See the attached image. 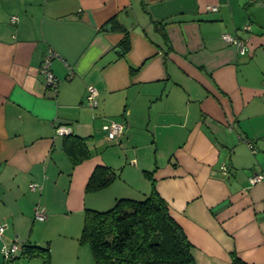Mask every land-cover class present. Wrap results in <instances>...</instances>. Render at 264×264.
<instances>
[{
    "label": "crops",
    "instance_id": "0c3cea01",
    "mask_svg": "<svg viewBox=\"0 0 264 264\" xmlns=\"http://www.w3.org/2000/svg\"><path fill=\"white\" fill-rule=\"evenodd\" d=\"M225 33L246 40L248 54ZM50 51L57 88L41 71ZM112 120L126 125L120 139L104 128ZM64 125L70 133L59 132ZM98 165L118 176L88 191ZM256 174L264 176V0H0V223L8 224L0 264H11L1 249L15 242V264H44L25 244L47 248L49 264H79L88 209L154 189L196 264H233V252L264 264Z\"/></svg>",
    "mask_w": 264,
    "mask_h": 264
},
{
    "label": "trees",
    "instance_id": "16d2710c",
    "mask_svg": "<svg viewBox=\"0 0 264 264\" xmlns=\"http://www.w3.org/2000/svg\"><path fill=\"white\" fill-rule=\"evenodd\" d=\"M117 176L112 167L98 165L87 190L103 189ZM80 241L89 245L97 264H196L192 242L157 189L145 199L120 198L108 210L88 209ZM23 248L25 255L50 263L47 248ZM232 259L233 264H249L237 252Z\"/></svg>",
    "mask_w": 264,
    "mask_h": 264
},
{
    "label": "built area",
    "instance_id": "2783aa9c",
    "mask_svg": "<svg viewBox=\"0 0 264 264\" xmlns=\"http://www.w3.org/2000/svg\"><path fill=\"white\" fill-rule=\"evenodd\" d=\"M209 9L218 10V7L209 6ZM247 28L250 27L247 26ZM223 38L229 44L234 45L242 56H246L248 54V45L246 40L231 33H225L223 35ZM54 57H55V53L53 51H50L49 53L46 54V57L41 67V71L44 74L48 85L57 88L59 84V79L52 70V62L54 60ZM98 96H99V90L97 89V87L90 86L88 90L87 100L88 103L94 108L98 106V102H99ZM104 128L105 130L108 131L109 138L111 139L122 138L126 131V125L116 120H112L109 123L105 124ZM58 130L62 134H68L71 132V129L66 125L59 127ZM263 178L264 176L262 174H256L255 176L252 177V182L256 183L258 181H261ZM32 188L34 190H37V189H41L42 187L39 184H32ZM36 217L39 220L47 219V214L45 213L44 209L41 206H38ZM7 228H8L7 223H0V238L4 236ZM21 250H22L21 245L18 244L17 242L10 245L4 244L1 249L5 261L10 262L11 264H15V261L17 260Z\"/></svg>",
    "mask_w": 264,
    "mask_h": 264
},
{
    "label": "rangeland",
    "instance_id": "374dc122",
    "mask_svg": "<svg viewBox=\"0 0 264 264\" xmlns=\"http://www.w3.org/2000/svg\"><path fill=\"white\" fill-rule=\"evenodd\" d=\"M71 240H74V239H71ZM77 241V240H75ZM83 250L82 251H85V254L84 253H80V259L79 257L77 256L76 259H79L78 263L79 264H96L93 256H92V253H91V249L89 246H82ZM32 261V260H31Z\"/></svg>",
    "mask_w": 264,
    "mask_h": 264
}]
</instances>
